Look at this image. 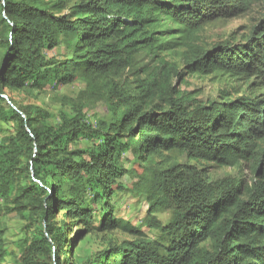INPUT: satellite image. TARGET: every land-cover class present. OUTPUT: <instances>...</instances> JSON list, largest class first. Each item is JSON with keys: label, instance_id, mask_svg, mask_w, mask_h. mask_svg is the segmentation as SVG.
<instances>
[{"label": "trees", "instance_id": "obj_1", "mask_svg": "<svg viewBox=\"0 0 264 264\" xmlns=\"http://www.w3.org/2000/svg\"><path fill=\"white\" fill-rule=\"evenodd\" d=\"M252 2L0 0V264H264V87L200 100L174 84L264 74V20L244 42H202L206 26ZM78 80L82 100L106 106L95 123L81 99L55 115L9 95ZM168 152L184 162L158 160ZM127 193L146 200L156 238L116 216ZM119 228L133 238L81 253L90 235Z\"/></svg>", "mask_w": 264, "mask_h": 264}, {"label": "rangeland", "instance_id": "obj_2", "mask_svg": "<svg viewBox=\"0 0 264 264\" xmlns=\"http://www.w3.org/2000/svg\"><path fill=\"white\" fill-rule=\"evenodd\" d=\"M74 3L78 0H69ZM264 20V0H253L249 10L238 16H231L227 18H221L218 21L206 26V29L202 33V42L204 44L213 45L217 42H230L239 43L246 41V38L251 34L254 26L258 25ZM180 63V62H179ZM183 68V63H180ZM185 70V69H184ZM186 72H188L186 70ZM251 81L259 84V87H264V74L256 76L255 78L239 79L236 76L211 74L201 75L186 73L182 80L174 78V84L183 91L192 92L196 94V97L200 100L220 99L222 95L229 94L232 97H238L243 95L248 88V84ZM87 90L86 83L82 80H78L73 84L53 89L51 87H45L42 89H28L19 92H9V95L19 104H37L42 106L55 115L61 110H70V106L64 105L65 99L79 100L82 93ZM82 101L87 104V116L94 123L97 119L102 118L106 114V106L101 100H94L93 98L85 97ZM56 121V119H54ZM3 127L6 130H12V128L3 123ZM166 157L176 158L179 162H184V158L177 153L168 152L164 153L158 160H165ZM127 165L132 166L131 162H127ZM212 174L223 175L225 173H234L235 168L226 167H210ZM250 172L245 168L243 172L244 178L249 179ZM127 186L132 187L137 182V177L128 175L124 179ZM116 216L124 221V223H130L131 225L142 230L148 237L156 238V231L151 229L146 224L148 218V204L145 199H141L138 196L127 193L121 199L116 202ZM172 212L170 209H157L154 212V216L163 223H167L171 218ZM62 218V215L60 216ZM8 225V239L12 243L10 249L18 252V248L15 247V243L21 237L22 222L14 216L9 217L7 221ZM74 237V234L71 235ZM133 235L123 228H119L115 231L108 233H96L90 235L85 241L80 243L81 253L89 254L98 251L106 247L108 240L113 239L117 242L131 239ZM5 264H13L11 256L7 257Z\"/></svg>", "mask_w": 264, "mask_h": 264}, {"label": "bare ground", "instance_id": "obj_3", "mask_svg": "<svg viewBox=\"0 0 264 264\" xmlns=\"http://www.w3.org/2000/svg\"><path fill=\"white\" fill-rule=\"evenodd\" d=\"M1 201H3V199H2L1 196H0V202H1Z\"/></svg>", "mask_w": 264, "mask_h": 264}, {"label": "water", "instance_id": "obj_4", "mask_svg": "<svg viewBox=\"0 0 264 264\" xmlns=\"http://www.w3.org/2000/svg\"><path fill=\"white\" fill-rule=\"evenodd\" d=\"M7 98V97H6Z\"/></svg>", "mask_w": 264, "mask_h": 264}]
</instances>
